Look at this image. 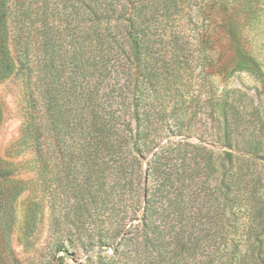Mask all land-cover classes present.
<instances>
[{"label":"trees","instance_id":"obj_1","mask_svg":"<svg viewBox=\"0 0 264 264\" xmlns=\"http://www.w3.org/2000/svg\"><path fill=\"white\" fill-rule=\"evenodd\" d=\"M222 7L232 11L234 5L225 0H0V79L14 73L35 77L29 102L39 123L30 124L32 132L38 142L43 133L48 136L43 140L50 139L63 171L78 168L83 201H95L109 185V169L121 174L123 188L137 189L144 154L157 139L153 133L177 108L185 114L190 94L182 88L206 78L210 66L229 75L259 69L243 44L234 10L221 16ZM224 39L233 58L228 66L216 60ZM171 104L175 107L168 111ZM177 135L188 134L178 129ZM180 149L184 167L191 165L186 149ZM251 153L263 158L259 149ZM166 160L159 157L161 168ZM252 202L256 223H244L247 235L237 237L232 201L221 209L205 205V211L200 204L192 215L186 212L189 201H169L158 213L159 226L144 238L149 264H264V201ZM92 223L102 228L105 221ZM87 240L86 250L108 244L92 228Z\"/></svg>","mask_w":264,"mask_h":264},{"label":"rangeland","instance_id":"obj_2","mask_svg":"<svg viewBox=\"0 0 264 264\" xmlns=\"http://www.w3.org/2000/svg\"><path fill=\"white\" fill-rule=\"evenodd\" d=\"M225 2L233 3L243 44L259 69L217 74L212 65L206 78L183 87L190 94L185 114L177 108L153 133L157 139L152 136L148 147L155 149L144 154L137 189L123 188L121 174L109 169V185L95 201H83L78 168L73 164L63 171L50 139L43 140L48 136L43 133L38 142L32 132L30 124L39 123L29 102L35 77L14 73L0 79V264H149L144 238L159 226L158 213L169 201L194 204L186 210L189 215L200 204L205 211V205L221 209L232 201L238 227L232 233L247 235L244 223H256L252 201H264V0ZM232 11L222 7L221 16ZM227 42L216 49V60L226 66L233 59ZM178 129L188 135L179 137ZM180 147L193 160L186 168ZM255 149L263 158L253 156ZM162 156L167 162L161 168ZM93 220L105 224L93 227ZM89 228L107 238V246L86 250Z\"/></svg>","mask_w":264,"mask_h":264},{"label":"water","instance_id":"obj_3","mask_svg":"<svg viewBox=\"0 0 264 264\" xmlns=\"http://www.w3.org/2000/svg\"><path fill=\"white\" fill-rule=\"evenodd\" d=\"M64 256H65V258H67V259H70V258H71V254H70L69 252H65V253H64Z\"/></svg>","mask_w":264,"mask_h":264}]
</instances>
